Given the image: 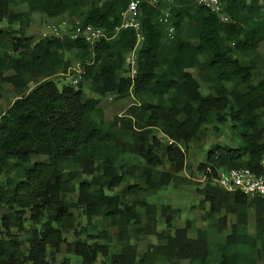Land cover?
Masks as SVG:
<instances>
[{
	"label": "trees",
	"instance_id": "16d2710c",
	"mask_svg": "<svg viewBox=\"0 0 264 264\" xmlns=\"http://www.w3.org/2000/svg\"><path fill=\"white\" fill-rule=\"evenodd\" d=\"M130 1L0 0V99L15 94L0 108V264H52L63 244L82 264H264V197L216 181L221 169L258 168L264 155V0H220L227 22L198 0H142L139 31L123 26ZM166 9L171 39L160 21ZM34 13L65 17L70 29L101 27L106 37L35 39L26 35ZM136 45L132 77L125 58ZM73 60L82 80L59 87L53 77ZM108 95L134 97L111 122L101 107ZM228 121L239 127L237 147H211L197 166L209 228L176 226L169 204L158 215L148 195L195 183L182 174L186 153L207 124L221 132ZM33 154L47 159L27 166ZM149 236L164 243L140 252Z\"/></svg>",
	"mask_w": 264,
	"mask_h": 264
},
{
	"label": "rangeland",
	"instance_id": "374dc122",
	"mask_svg": "<svg viewBox=\"0 0 264 264\" xmlns=\"http://www.w3.org/2000/svg\"><path fill=\"white\" fill-rule=\"evenodd\" d=\"M20 9H23L20 7ZM16 10H19L18 8ZM33 21L29 28L26 29V35H32L35 39L43 36V30L46 23L49 21L62 23L65 19H47L43 14L34 13L32 15ZM18 24H15V27H18ZM44 37V36H43ZM262 58L264 59V42L260 47ZM74 61V60H73ZM74 67H77V62L74 61ZM75 71L73 67L69 70L67 74L57 75L53 77L55 81L58 82L59 87L64 83L71 82ZM11 73V72H10ZM257 79H261L264 76V61L260 64L258 69ZM7 88L6 85H4ZM33 87V84H31ZM84 89L87 95H90L91 92L88 88V85H84ZM202 91L204 94L208 93V89L205 86H202ZM15 100V94L8 92L3 98L0 99V108L6 110L8 106ZM134 97L128 96L126 98L118 99L115 96L110 98V96L102 97L101 107L104 112L105 120L111 122L113 117L116 114H121L123 111L133 103ZM221 132L216 131L212 125H206L205 131L201 134L200 140L196 143H193L189 151L186 153V165L187 167L183 169L182 174L191 178L195 183H180L174 184L171 183L164 189H161L155 192L152 195H148L147 199L150 202L156 203L158 215L161 214V208L163 204H169L173 209H178L179 213L176 216V226H183L188 220L193 221V223L203 229H208L211 222L207 219H204L209 205L203 203V196L198 193V184L197 182H202L204 180L203 175L197 170L199 162L204 161L207 151L218 144H227L231 147H237L238 142V130L239 127L233 126L231 121H228L225 125L221 126ZM47 157L44 155L33 154L32 161L27 166H31L36 161H44ZM70 197L76 199V195L72 194ZM76 211V209L74 210ZM1 213V211H0ZM161 217V216H160ZM29 220V216H27ZM26 219V224L29 226V221ZM160 228H164L163 218H160ZM255 216L253 210L249 211L248 216V225L250 231H254ZM81 224H87L86 219L81 218ZM228 229L224 230V233ZM17 236L26 242V234L24 232L16 231ZM191 235H195L194 232H191ZM76 237L75 232H70L68 240H72ZM153 242L164 243V241H159L155 236H149L147 239L141 240L139 242L140 252L145 251L147 244ZM56 252V251H55ZM69 259L74 264H82L80 258L73 254H68L66 251V245L63 244L59 251L56 252L55 257L52 260V264H62L65 259ZM103 258H100L96 264H103L101 262ZM163 264V263H160ZM181 264H189L187 261L182 262Z\"/></svg>",
	"mask_w": 264,
	"mask_h": 264
},
{
	"label": "built area",
	"instance_id": "2783aa9c",
	"mask_svg": "<svg viewBox=\"0 0 264 264\" xmlns=\"http://www.w3.org/2000/svg\"><path fill=\"white\" fill-rule=\"evenodd\" d=\"M142 0H131L127 10L124 14V27H134L138 31L141 28V23L138 18L140 13V3ZM157 2V0H153ZM200 5L210 8L212 11L218 13L221 20L224 22L229 21V16L223 12V5L220 0H198ZM48 19V18H47ZM160 21L167 26V37L173 38L175 32V25L171 20V12L169 9L163 11L160 16ZM57 36L61 37L69 35L71 38H84L88 43L95 44L102 38L106 37L105 29L95 27L93 25L77 26L70 29L67 22L55 23L49 21L45 24L43 36ZM143 39L141 32L138 33V43ZM138 45L126 55L125 65L128 69V74L132 77L137 74L138 67ZM75 70L72 83L78 85L82 80V72L77 65L73 67ZM112 98L114 95H109ZM217 183L225 190L230 192L240 191L249 196L260 195L264 197V155L261 158L258 168L249 167H233L228 169H221L218 171L216 178Z\"/></svg>",
	"mask_w": 264,
	"mask_h": 264
},
{
	"label": "crops",
	"instance_id": "0c3cea01",
	"mask_svg": "<svg viewBox=\"0 0 264 264\" xmlns=\"http://www.w3.org/2000/svg\"><path fill=\"white\" fill-rule=\"evenodd\" d=\"M62 18H64V17H61L60 19H62ZM48 19H58V18H48Z\"/></svg>",
	"mask_w": 264,
	"mask_h": 264
}]
</instances>
